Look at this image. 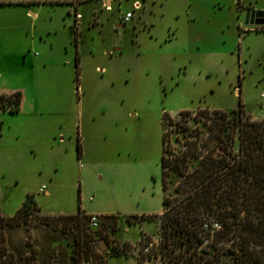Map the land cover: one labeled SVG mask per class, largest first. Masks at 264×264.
Masks as SVG:
<instances>
[{
	"label": "rangeland",
	"instance_id": "rangeland-1",
	"mask_svg": "<svg viewBox=\"0 0 264 264\" xmlns=\"http://www.w3.org/2000/svg\"><path fill=\"white\" fill-rule=\"evenodd\" d=\"M69 1L24 4L39 14L37 20L30 17L28 21L37 26L67 23L68 15H73V7L65 3ZM134 1L142 9L122 29L117 19L133 11ZM13 5L0 8V43L7 45L10 55L8 63L3 62L0 47V73L8 86L24 85L28 102L35 103L37 110L24 124L13 121L22 117L1 114V214L13 216L25 196L34 194L43 214L81 210L118 219H102L101 228L93 231L83 220L77 227L59 218L41 220L36 218L41 214L34 212L7 229L9 249L18 255L36 254L38 264H63L64 259L72 264L69 257L74 249L79 252V264H159L157 257L144 259L143 253L131 252L143 236L159 239V217L152 221L133 218L130 223L126 217L159 213L163 197L175 205V189L180 184L176 173L167 176L165 192L161 187L163 132L164 157L171 164L182 165L177 158L183 157L192 142L197 143L199 157H223L234 151L231 140L223 139L225 151L211 139L212 112L225 111L231 119L237 115L232 110L242 105L244 117L264 113V36L239 34L236 0L93 1L82 4L79 11L78 88L73 64H66L62 72L35 67L25 83L19 69L12 77L8 71L13 65L23 66L26 56L38 55L41 49L37 46L36 51L21 55L27 45L20 41L26 40L24 34L10 30L8 24L26 20L17 7L22 4ZM94 19L97 25H91ZM114 45L120 47L118 53L112 51ZM96 67L105 71L100 73ZM59 104L66 112L62 116L66 151L49 157L43 148L40 151L45 140L42 122L47 126L59 122L60 116L51 115L60 109ZM182 110L190 115L178 121ZM40 111L43 116L37 115ZM163 114L172 123L163 122ZM25 127L29 134L22 131ZM78 134L84 138L80 159ZM55 159L60 161L58 167ZM42 185L47 186L48 195L38 191Z\"/></svg>",
	"mask_w": 264,
	"mask_h": 264
},
{
	"label": "trees",
	"instance_id": "trees-1",
	"mask_svg": "<svg viewBox=\"0 0 264 264\" xmlns=\"http://www.w3.org/2000/svg\"><path fill=\"white\" fill-rule=\"evenodd\" d=\"M93 1L100 0L65 2L73 7L75 47L80 40L79 6ZM68 13L72 14V11ZM75 72L78 88L80 71L77 61ZM21 100L22 94L19 91L0 94V117L4 112L19 113ZM242 109L243 106L239 105L237 109L232 110L231 113L234 115L237 112V115L231 119H228L229 115L225 111L215 109L212 112L215 120L211 121L210 131L214 144L226 151L223 139H229L231 147H236L223 157H199L197 143L192 142L188 144V150L183 157L176 160L182 162V165L171 164L164 157L163 132L161 187L162 192H165L167 176L171 172L176 173L180 184L175 189L178 194L175 205L171 206L170 201L163 197L160 214L126 217L128 223L129 219L133 218L152 221L153 218L159 217L163 264H264V119L257 121L250 116L244 117ZM188 115V110L180 111L178 121ZM162 120L172 123L173 119L168 114H163ZM1 128L0 119V131ZM80 145L78 134V158L81 154ZM34 212L40 213L34 194L26 195L13 216L2 215L0 208V264H38L36 254L18 255L10 250L6 236L8 228L20 225L24 218L30 217ZM88 217L89 215H85L81 210L74 215L36 216L45 221L63 219L68 223H75L77 227L80 220L87 223ZM101 218L114 221L118 219L115 215H105ZM215 223L219 225V229L213 227ZM76 254L78 256L79 252L74 249L69 257L72 264H79ZM63 264H66V259Z\"/></svg>",
	"mask_w": 264,
	"mask_h": 264
},
{
	"label": "crops",
	"instance_id": "crops-1",
	"mask_svg": "<svg viewBox=\"0 0 264 264\" xmlns=\"http://www.w3.org/2000/svg\"><path fill=\"white\" fill-rule=\"evenodd\" d=\"M237 1V19L239 22V31H240V35H242V33H244L245 31L251 34H260L261 36H264V0H236ZM3 3H7V5H0V8H14L15 5L13 4H22V5H17V7L20 9V14L21 17H23L26 21L25 22H19V21H13L10 22V24H8L9 26H11L10 30H14L17 33H22L24 34V39L26 40H21L20 41H25V43L27 45H23V48L25 50H23L21 53V55H25V51L27 50V52L36 51V47L40 46L39 49L40 50V54L38 55H30V56H26L27 59L23 60L24 62H22V64L24 63V65L22 66L21 64L20 67L13 65L12 62H10L13 67L12 69H9L10 71H8V75L11 74H15L17 75V69H19L21 72H23V76L22 78L24 79L25 83L28 82L29 74H31L33 72V70L35 69V67H38L40 69H47L48 67L51 68L52 70H58V72H62L66 69V64H73L74 65V70H76V61L78 63V67H79V71L81 74V69H80V62L82 61L80 58V40L77 44V46L75 47L73 44V22H74V16L73 15H68L70 21L67 23H63L62 25L56 26V25H44V26H37L33 21L37 20L39 18V14L38 13H34L32 12V10L30 8H28L29 5H24L27 3H32L34 2V0H3ZM1 2V3H2ZM240 5V7H239ZM81 6V5H80ZM80 6L78 9V15L80 16ZM129 11L123 13L122 15L124 16L126 13H128ZM248 12L247 15V19H246V14ZM32 18V20L28 21L29 18ZM134 19V17L129 21H132ZM119 18L117 19V22H119ZM79 21V19H78ZM120 23V22H119ZM98 23H95V19L93 20L91 25H97ZM121 24V28L123 29L125 26ZM245 26V28L241 27ZM6 27V26H5ZM6 29V28H4ZM80 31V30H79ZM63 35L66 34L65 38H63L62 40H58V36L59 35ZM81 34V32H80ZM19 42V41H18ZM16 43V47L18 49H20V45L19 43ZM38 42V45H37ZM0 47H2L3 49V53L1 55V60L3 62H7L8 58L10 55L6 54L7 52L5 51L7 45L3 44L2 41L0 43ZM69 48H71L70 52H69ZM112 51H114L115 53H118L120 51V47L118 45H114ZM69 53L71 54L72 57H69ZM20 56V55H19ZM18 56V57H19ZM29 61V66H27V63ZM8 63V62H7ZM14 68V69H13ZM97 71H99L100 73H103L105 70L103 67H96ZM14 70V72L12 73V71ZM32 75V74H31ZM30 75V76H31ZM12 77V75H11ZM80 79V76H79ZM30 82V81H29ZM32 83V82H31ZM19 91L22 94V100H21V106H20V111L17 114H9L6 112V114L10 117H15V116H19L20 118H24V119H14L13 121L16 120L17 122L19 120H21L20 122H22V124H24L28 119L27 117H31L35 114L37 108L35 106V103L32 102H28L27 100V88L23 85V86H19V87H13V86H8V81L7 79L4 77V75H2V73H0V94H10L13 92ZM236 93H238V91H236ZM264 91L261 93L263 94ZM59 108L57 109L55 112H53L51 115L52 116H60V119L57 120L59 121L56 125L54 126H47L45 124V122L43 123V129H42V137L45 138V140L42 141L43 147L41 145H37V146H41L40 151L44 150L45 154L49 157H53V156H59L61 155L62 152H65L66 147L64 146L62 148V145H65V138H64V134L62 133V131H64L66 129V120L62 119V116L65 115L64 113V107L63 104H59ZM105 113V112H104ZM37 115L43 116L44 113L42 111H40V114L38 113ZM255 119L257 118V120H262L264 118V113L263 114H257V115H250ZM18 117V118H19ZM61 121V122H60ZM26 125V124H25ZM29 128L25 127L24 130H22L25 134H29L28 132ZM2 131V128H1ZM1 131H0V138H1ZM60 131V132H59ZM58 133L61 134L58 137V140H56ZM83 140V143H82ZM86 140V139H85ZM57 142V143H56ZM45 144V145H44ZM61 144V145H60ZM81 154L80 157L82 158L84 156V152H83V147H84V138H81ZM32 152H34L32 150ZM80 159V158H78ZM54 163L56 164V166L58 167L59 162L58 159L53 160ZM40 193L43 194H49L48 188L46 185H42L39 190ZM26 198V196H25ZM25 200V199H24ZM36 201V198H35ZM37 203V201H36ZM38 206V203H37ZM39 207V206H38ZM40 208V207H39ZM85 215H88L85 211H82ZM162 212V210L157 213L160 214ZM77 213V212H76ZM76 213H71V214H66V213H58V214H43L41 209H40V214L41 215H49V216H58V215H74ZM155 214V213H152ZM142 215H149V214H142ZM105 216V215H102ZM141 216V215H140Z\"/></svg>",
	"mask_w": 264,
	"mask_h": 264
},
{
	"label": "built area",
	"instance_id": "built-area-1",
	"mask_svg": "<svg viewBox=\"0 0 264 264\" xmlns=\"http://www.w3.org/2000/svg\"><path fill=\"white\" fill-rule=\"evenodd\" d=\"M142 9V4L139 1H134L133 2V11L128 12L124 15L123 21H128L134 17V13L137 11H140ZM264 97V94H263ZM262 110H264V105L261 107ZM87 226L89 229L93 231H98L101 226H102V218L101 216L97 215H89L88 220H87ZM213 227L215 229H219L218 224H214ZM132 250L131 252L134 253V251H137L139 253H143L144 259H148V257H157V261L159 264H163L162 260V237H161V231H160V236L159 239H152V238H147L145 236L139 238L136 243L132 245ZM154 251V252H153ZM132 255V254H131ZM140 262L142 260L139 259Z\"/></svg>",
	"mask_w": 264,
	"mask_h": 264
},
{
	"label": "flooded vegetation",
	"instance_id": "flooded-vegetation-1",
	"mask_svg": "<svg viewBox=\"0 0 264 264\" xmlns=\"http://www.w3.org/2000/svg\"><path fill=\"white\" fill-rule=\"evenodd\" d=\"M141 11V10H140ZM123 15H121V18L119 20L120 23H122L124 26L127 24V21H123ZM78 19H79V15H78ZM235 110V109H234Z\"/></svg>",
	"mask_w": 264,
	"mask_h": 264
},
{
	"label": "water",
	"instance_id": "water-1",
	"mask_svg": "<svg viewBox=\"0 0 264 264\" xmlns=\"http://www.w3.org/2000/svg\"><path fill=\"white\" fill-rule=\"evenodd\" d=\"M110 1H111V0H106V2H110ZM247 15H248V12H247V14H246V19H247ZM105 248H106V246L104 245L103 248H102V250L105 249Z\"/></svg>",
	"mask_w": 264,
	"mask_h": 264
}]
</instances>
